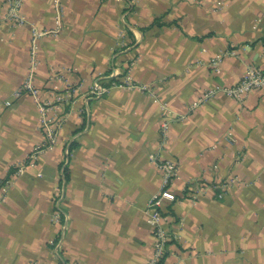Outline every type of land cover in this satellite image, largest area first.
Returning <instances> with one entry per match:
<instances>
[{"label":"crops","instance_id":"obj_1","mask_svg":"<svg viewBox=\"0 0 264 264\" xmlns=\"http://www.w3.org/2000/svg\"><path fill=\"white\" fill-rule=\"evenodd\" d=\"M6 10L0 0V181L12 180L0 264H146L147 207L162 185L152 156L180 169L176 201L162 207L174 238L161 264H264V90L191 109L205 90L264 67V0H25L19 26ZM58 17L61 31L48 33ZM34 29L33 81L57 141L16 174L47 141L36 98L16 96ZM96 80L108 91L89 98Z\"/></svg>","mask_w":264,"mask_h":264},{"label":"built area","instance_id":"obj_2","mask_svg":"<svg viewBox=\"0 0 264 264\" xmlns=\"http://www.w3.org/2000/svg\"><path fill=\"white\" fill-rule=\"evenodd\" d=\"M127 1L129 2V5H133V3L135 2V0ZM6 3L7 10L2 19L12 23L15 26L25 25L26 18L22 13L25 0H6ZM60 31L61 20L60 17H58L55 28L48 31V33L57 34ZM42 34L43 33H40L36 29L33 30L31 41V66L29 68V74L27 79L24 81V83L16 93V96L27 94L32 95L36 98V101L38 102L40 108L41 128L43 129L47 137V141L44 144L37 145L33 149V151L27 157L26 161L18 167L16 174H19L21 171H23L26 166L34 167L40 155L46 150L52 149L57 141L56 122L49 116V110L52 104L40 98V91L35 86L33 81L37 65L38 39ZM220 63V57H217L213 61L212 66L216 71H219ZM132 65L133 63L129 65V68H131ZM125 85L129 87L133 86V83L128 76H126ZM142 88L145 89L146 87L142 86ZM259 90H264V67L258 68L249 66L241 79L234 85L224 87L217 86L205 90L202 95L191 105V109L207 103L218 93H223L224 95L231 97L237 101H243L249 93ZM107 91L108 88L106 86H103L100 81L96 80L90 87L88 97L101 98L107 93ZM56 100L59 102L63 101L64 98L61 95H58ZM10 103V101L6 102L7 105H9ZM184 116L185 115H180L179 118H182ZM170 122L171 120L166 118L160 123L162 144L166 143L169 138ZM152 158L157 162V166L162 176V185L160 192L150 199L147 207L149 222L152 225L154 251L146 264H161L167 254L168 244L174 238V236H172L168 229L164 226V222L168 220L169 215L162 212V207L166 203H172L176 201V195L172 190V185L174 180L178 177L180 169L178 161L174 158L165 159L158 156H152ZM11 184V179H3L0 181V202L6 199L7 190ZM201 190L202 189L188 191V197L196 198L197 196L202 194L203 191ZM222 195L220 194L219 196L222 197Z\"/></svg>","mask_w":264,"mask_h":264}]
</instances>
